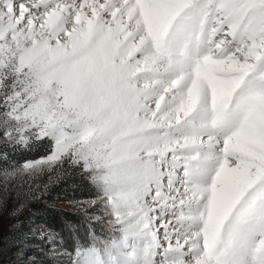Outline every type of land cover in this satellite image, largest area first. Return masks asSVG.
I'll list each match as a JSON object with an SVG mask.
<instances>
[{
  "label": "snow or ice",
  "instance_id": "snow-or-ice-1",
  "mask_svg": "<svg viewBox=\"0 0 264 264\" xmlns=\"http://www.w3.org/2000/svg\"><path fill=\"white\" fill-rule=\"evenodd\" d=\"M76 176L53 264H264V0H0L10 228Z\"/></svg>",
  "mask_w": 264,
  "mask_h": 264
},
{
  "label": "rangeland",
  "instance_id": "rangeland-1",
  "mask_svg": "<svg viewBox=\"0 0 264 264\" xmlns=\"http://www.w3.org/2000/svg\"><path fill=\"white\" fill-rule=\"evenodd\" d=\"M40 182L41 180L26 182L34 186L28 192L29 199L18 217L22 226L17 224L15 228H10L14 223L10 213L17 204L16 200L9 198L7 207L0 211V264H45V256L53 261L47 244L37 238L38 233L35 231L38 226L44 225L40 222L41 211L49 205L61 209L63 214L75 217L69 218L68 222L78 219L74 215L75 208L68 202L49 203L44 199L43 194L47 187L40 185ZM16 191L14 188L13 192Z\"/></svg>",
  "mask_w": 264,
  "mask_h": 264
},
{
  "label": "trees",
  "instance_id": "trees-1",
  "mask_svg": "<svg viewBox=\"0 0 264 264\" xmlns=\"http://www.w3.org/2000/svg\"><path fill=\"white\" fill-rule=\"evenodd\" d=\"M16 159L22 160L23 158L17 156ZM74 182L82 183L78 176L63 185L47 183L45 179H41L40 185L45 186L47 183V188L43 194L44 199H46L49 203H54L68 202L70 198L89 199L93 196L92 190L87 187H81L79 191L73 192L72 188H70L68 184H73ZM63 213L64 212L61 209H57L49 205L41 211L40 222L44 225H50L54 229L61 230L64 228L65 224L68 223L69 218L75 219V217ZM44 261L45 264H53V261L49 257L45 256Z\"/></svg>",
  "mask_w": 264,
  "mask_h": 264
}]
</instances>
